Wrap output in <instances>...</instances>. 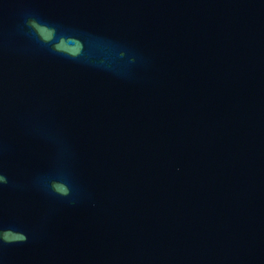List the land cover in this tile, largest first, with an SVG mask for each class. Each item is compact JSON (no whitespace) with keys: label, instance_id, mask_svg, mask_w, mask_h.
Returning a JSON list of instances; mask_svg holds the SVG:
<instances>
[{"label":"water","instance_id":"1","mask_svg":"<svg viewBox=\"0 0 264 264\" xmlns=\"http://www.w3.org/2000/svg\"><path fill=\"white\" fill-rule=\"evenodd\" d=\"M0 264H264V0H0Z\"/></svg>","mask_w":264,"mask_h":264}]
</instances>
